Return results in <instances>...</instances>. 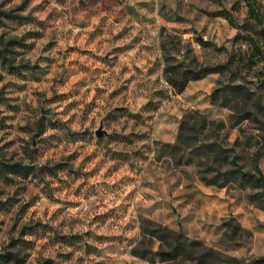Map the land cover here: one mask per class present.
<instances>
[{
    "label": "rangeland",
    "instance_id": "1",
    "mask_svg": "<svg viewBox=\"0 0 264 264\" xmlns=\"http://www.w3.org/2000/svg\"><path fill=\"white\" fill-rule=\"evenodd\" d=\"M261 175L264 0H0V264H163L144 220L259 264Z\"/></svg>",
    "mask_w": 264,
    "mask_h": 264
},
{
    "label": "trees",
    "instance_id": "2",
    "mask_svg": "<svg viewBox=\"0 0 264 264\" xmlns=\"http://www.w3.org/2000/svg\"><path fill=\"white\" fill-rule=\"evenodd\" d=\"M249 17L262 24L260 14L256 12L253 4L248 1ZM230 16V14H228ZM202 44L206 42L200 40ZM216 67L204 66L188 77V80L200 79L213 72ZM193 72V71H189ZM215 95V94H214ZM245 115L249 116V109H245ZM238 121V120H237ZM261 154L257 155L259 158ZM256 185L264 189V177L255 178ZM158 243L157 248L155 244ZM133 254L151 261H160L163 264H248L238 258L227 256L223 252L208 247L199 240L191 239L182 230L171 229L152 220H144L141 227V239L134 248ZM259 264H264V257L257 259Z\"/></svg>",
    "mask_w": 264,
    "mask_h": 264
},
{
    "label": "water",
    "instance_id": "3",
    "mask_svg": "<svg viewBox=\"0 0 264 264\" xmlns=\"http://www.w3.org/2000/svg\"><path fill=\"white\" fill-rule=\"evenodd\" d=\"M102 134H103L102 131H99V132H98V135H99V136H102Z\"/></svg>",
    "mask_w": 264,
    "mask_h": 264
}]
</instances>
